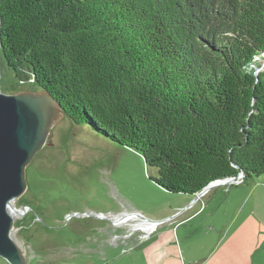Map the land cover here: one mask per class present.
I'll list each match as a JSON object with an SVG mask.
<instances>
[{
	"label": "trees",
	"instance_id": "trees-1",
	"mask_svg": "<svg viewBox=\"0 0 264 264\" xmlns=\"http://www.w3.org/2000/svg\"><path fill=\"white\" fill-rule=\"evenodd\" d=\"M264 0H0V60L195 194L264 175Z\"/></svg>",
	"mask_w": 264,
	"mask_h": 264
},
{
	"label": "rangeland",
	"instance_id": "rangeland-1",
	"mask_svg": "<svg viewBox=\"0 0 264 264\" xmlns=\"http://www.w3.org/2000/svg\"><path fill=\"white\" fill-rule=\"evenodd\" d=\"M251 63L259 72L264 53ZM0 90L38 88L21 82L0 60ZM52 132V145L28 165V188L15 202L24 211L16 216L15 237L27 249V264H132L124 248L145 233L147 224L129 214L155 220L159 212L184 204L186 194L158 185L153 180L158 169L147 165L140 152L86 124L63 117ZM241 178L217 182L196 195L240 184L244 174ZM0 264L10 263L0 256Z\"/></svg>",
	"mask_w": 264,
	"mask_h": 264
},
{
	"label": "crops",
	"instance_id": "crops-1",
	"mask_svg": "<svg viewBox=\"0 0 264 264\" xmlns=\"http://www.w3.org/2000/svg\"><path fill=\"white\" fill-rule=\"evenodd\" d=\"M163 210L124 252L132 264H264V178ZM131 249V250H130ZM131 251V252H129Z\"/></svg>",
	"mask_w": 264,
	"mask_h": 264
},
{
	"label": "water",
	"instance_id": "water-1",
	"mask_svg": "<svg viewBox=\"0 0 264 264\" xmlns=\"http://www.w3.org/2000/svg\"><path fill=\"white\" fill-rule=\"evenodd\" d=\"M63 117L66 112L47 89L0 90V256L10 264L28 263L27 249L15 237V202L28 188L26 169L39 151L52 145V129ZM242 174L216 179L200 192L217 182L235 181ZM140 215L155 225L160 223Z\"/></svg>",
	"mask_w": 264,
	"mask_h": 264
},
{
	"label": "bare ground",
	"instance_id": "bare-ground-1",
	"mask_svg": "<svg viewBox=\"0 0 264 264\" xmlns=\"http://www.w3.org/2000/svg\"><path fill=\"white\" fill-rule=\"evenodd\" d=\"M22 213H24V211L23 210H20L19 211V209H18V211L16 212V215L18 216V214L20 215ZM116 217H120L119 220H121V221L125 220L124 219L125 217H123V219H121L122 216H116ZM131 217L139 218L141 221H143L142 222L143 225H146L147 224V226H148V225H153L154 224L153 222H149L148 220H146L143 217H141L140 213H134V214L132 213V214H129V218H131Z\"/></svg>",
	"mask_w": 264,
	"mask_h": 264
},
{
	"label": "built area",
	"instance_id": "built-area-1",
	"mask_svg": "<svg viewBox=\"0 0 264 264\" xmlns=\"http://www.w3.org/2000/svg\"><path fill=\"white\" fill-rule=\"evenodd\" d=\"M197 193H200V191H199V192H197Z\"/></svg>",
	"mask_w": 264,
	"mask_h": 264
}]
</instances>
